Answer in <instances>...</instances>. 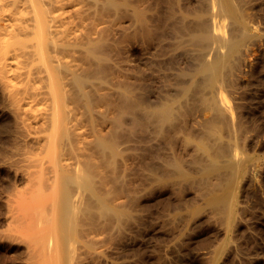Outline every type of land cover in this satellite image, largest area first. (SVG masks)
Returning a JSON list of instances; mask_svg holds the SVG:
<instances>
[{
  "label": "rangeland",
  "instance_id": "rangeland-1",
  "mask_svg": "<svg viewBox=\"0 0 264 264\" xmlns=\"http://www.w3.org/2000/svg\"><path fill=\"white\" fill-rule=\"evenodd\" d=\"M43 4L53 119L0 40V264H264V0Z\"/></svg>",
  "mask_w": 264,
  "mask_h": 264
},
{
  "label": "bare ground",
  "instance_id": "bare-ground-1",
  "mask_svg": "<svg viewBox=\"0 0 264 264\" xmlns=\"http://www.w3.org/2000/svg\"><path fill=\"white\" fill-rule=\"evenodd\" d=\"M43 6V0H0V40H2L3 34L8 33L14 37L21 36L29 41V44L22 45L19 49L15 50L11 58L18 67V74L24 75L27 83L30 81V77L31 79L33 78L34 74L35 77L33 80H36L35 78H40V81H37L38 83L40 82L41 85L34 86L33 91L36 97H41L40 95H43L41 99L39 98V101L42 100L49 105L48 107L51 110L50 118L53 119L57 110L56 103L54 102L55 85L51 69L46 64L44 46L47 37L52 32L56 31V24L60 20V14H55V10L49 11L47 9L48 12ZM2 42L5 43L6 41L2 40ZM6 55H2L0 58V65L3 68L8 65V58ZM26 57L30 58L31 62L36 63L35 68L33 67L31 71L22 72L24 69L23 59ZM217 63H215L216 65L212 64L211 68H209L211 70H208L210 73L208 72L209 75H207L206 78H210V80L208 79L209 82H212L215 78L217 71L216 66H219ZM206 78L204 79L205 82L203 81L205 84L204 86L208 84ZM203 82H201V86H203ZM9 86H11V90L13 88L12 91H16L17 87L15 85L9 83ZM51 119L49 121H51Z\"/></svg>",
  "mask_w": 264,
  "mask_h": 264
}]
</instances>
